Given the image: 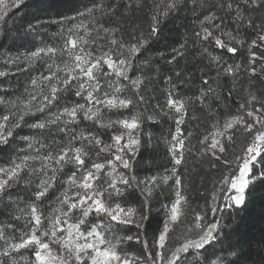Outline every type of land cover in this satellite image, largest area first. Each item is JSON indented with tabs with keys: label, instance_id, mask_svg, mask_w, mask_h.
I'll return each instance as SVG.
<instances>
[{
	"label": "snow or ice",
	"instance_id": "6c2138e0",
	"mask_svg": "<svg viewBox=\"0 0 264 264\" xmlns=\"http://www.w3.org/2000/svg\"><path fill=\"white\" fill-rule=\"evenodd\" d=\"M190 2L198 28L192 46L207 72L200 69L191 96L180 92L190 75L167 77L164 102L149 113L141 106L152 77L137 74V61L189 0H92L82 9L74 0H0V37L20 29L40 37L56 26L60 41L0 54L21 73L46 68L22 93L0 96V148H13L0 162V204L12 207L11 221H24L0 222V264H264V244L255 253L239 242L217 249L228 215L264 188V0ZM133 8L136 18L125 19ZM22 9L17 26L12 17ZM187 45L173 48L167 62L184 57ZM164 118L174 123L162 137L171 167L140 177L142 127ZM24 128L29 134L21 135ZM191 158L212 173L195 207ZM21 186L29 194L13 199ZM159 197L162 219L152 216Z\"/></svg>",
	"mask_w": 264,
	"mask_h": 264
},
{
	"label": "trees",
	"instance_id": "16d2710c",
	"mask_svg": "<svg viewBox=\"0 0 264 264\" xmlns=\"http://www.w3.org/2000/svg\"><path fill=\"white\" fill-rule=\"evenodd\" d=\"M74 3L77 7L82 8L85 5H90L92 0H74ZM197 11L199 10L197 9ZM135 18L136 14L133 8L125 19ZM195 19L196 17L193 15L192 5L189 0L188 8L173 14L165 22V28L160 39L153 41L150 49L137 61V74L144 72L146 75L152 77L151 84L144 93L148 102L141 106L142 111L146 108L151 113L157 102L163 104L165 91L170 87L165 81L167 77L171 76L173 82H177L175 75L177 71L182 73L181 78L191 76L189 86L181 87L180 92L190 96L197 93V88L201 83L200 69L205 68L207 62L197 56L198 49L192 46L194 39L193 32L194 30H198L197 25L194 23ZM139 21L146 30L147 23L143 15L139 17ZM185 39L188 40L185 56H177V59L169 64L167 61L171 59L172 49L179 48ZM210 50L217 54L221 53L220 49ZM159 53L164 54L163 58L159 56ZM230 56L231 54H227L225 58L227 59ZM145 58L151 60V67L145 68L143 66V59ZM231 59L235 60L238 57H231ZM157 66L159 68L158 72L156 71ZM207 74L214 75V72ZM257 87H262V85L258 82ZM192 123L195 124V122ZM170 130L174 131V123L166 118L159 120V122L146 121L144 123L141 133L144 138V146L136 158L137 164L135 165L138 176L154 175L157 172H163L165 166L171 167L166 147L162 141V137L168 136ZM149 134L152 137L151 143H148ZM102 138L107 141L109 138L108 134L105 133ZM193 143H195L194 140ZM188 166L190 169L194 166L197 167V171L191 175V187L189 189L190 198H192V203L195 207L198 204L204 203L205 198L201 197L199 192L202 189L210 188L212 173L206 172L196 165L195 158L190 159ZM201 176L205 178L203 186H201L200 182ZM163 200L164 197H159L153 202L152 216L157 219H162V213L157 210L159 209L160 202ZM3 212L0 210V216ZM224 224L225 228L221 233L222 243L218 244L217 247L222 246L224 249H227L230 244L236 245L239 242L245 251H248L249 246H251V251L255 253L261 244H264V188L258 186L251 194L247 206L242 211L237 210L234 214H229Z\"/></svg>",
	"mask_w": 264,
	"mask_h": 264
},
{
	"label": "rangeland",
	"instance_id": "374dc122",
	"mask_svg": "<svg viewBox=\"0 0 264 264\" xmlns=\"http://www.w3.org/2000/svg\"><path fill=\"white\" fill-rule=\"evenodd\" d=\"M27 11L28 9H22L20 12H17L14 17H12V19L16 21L17 26L20 25L21 23L19 17L22 16ZM9 23L11 24L12 21L10 20ZM56 31H57L56 26H52L51 28L48 29L47 34H42V36L40 37H32V36H25L23 34L22 29H20L19 32L13 30L9 32L7 35L0 37V54H3L4 56L7 55L15 56L18 53H24L26 51L34 49L35 46H38L40 44L41 39H43L45 42H51L54 44L59 43L60 42L59 39L53 37L52 35ZM0 70L7 71L9 73V75L6 77H0V96H7V97H12L13 95H18L22 93L24 91L25 86L28 84L30 75L33 77H38L41 74V72H46V68L44 67H37L34 70H32L30 73L18 72L15 66L13 65L5 66L3 56H0ZM0 109H2V106H0ZM127 114L128 113H125V115ZM112 118L115 119V116H113ZM26 134H29V130L27 128L22 129L21 135H26ZM15 145L21 148L26 147L25 143L19 140V138L16 139ZM12 154H13V148L10 147L0 148V162H3L4 159H6L9 155ZM59 187L60 186L57 185V189L53 190V192L50 193V198H54L58 194ZM17 194L22 198H26L29 193L27 189L21 186L13 190V199L16 198ZM0 210L4 211L0 216V222L16 223L18 227L23 225L24 223L23 220L11 221V213L13 211L12 207L6 206L4 204H0ZM45 211H47V206L45 208ZM3 244L4 241L0 239V247H2ZM132 247L134 249L137 248V246L135 245H133ZM220 248L221 247H217L218 250ZM221 254H226V253H221ZM25 255H27V253H25Z\"/></svg>",
	"mask_w": 264,
	"mask_h": 264
}]
</instances>
